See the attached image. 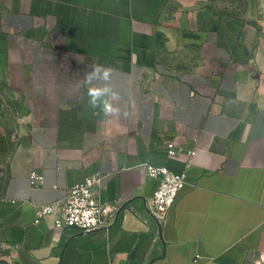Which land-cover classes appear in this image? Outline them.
Instances as JSON below:
<instances>
[{
    "label": "crops",
    "instance_id": "obj_1",
    "mask_svg": "<svg viewBox=\"0 0 264 264\" xmlns=\"http://www.w3.org/2000/svg\"><path fill=\"white\" fill-rule=\"evenodd\" d=\"M93 65L119 114L89 104ZM0 87L28 102L0 264H264V0H0ZM146 165L185 174L162 222ZM99 173L111 225L38 220Z\"/></svg>",
    "mask_w": 264,
    "mask_h": 264
},
{
    "label": "built area",
    "instance_id": "obj_2",
    "mask_svg": "<svg viewBox=\"0 0 264 264\" xmlns=\"http://www.w3.org/2000/svg\"><path fill=\"white\" fill-rule=\"evenodd\" d=\"M169 155H177L175 145L170 143ZM192 154V152H191ZM148 176L159 180L151 200L149 211L161 222L176 204L180 192L186 184L185 174H177L165 166L146 165ZM111 174H92L67 190V198L62 203L43 206L39 209L38 220L55 215V226L60 229L79 228L94 231L107 227L115 221L114 209L101 199L100 189L111 178ZM44 182L43 174H31L32 188H39Z\"/></svg>",
    "mask_w": 264,
    "mask_h": 264
},
{
    "label": "rangeland",
    "instance_id": "obj_3",
    "mask_svg": "<svg viewBox=\"0 0 264 264\" xmlns=\"http://www.w3.org/2000/svg\"><path fill=\"white\" fill-rule=\"evenodd\" d=\"M27 109L28 102L0 87V176L12 171L10 162L20 152L18 137L28 120Z\"/></svg>",
    "mask_w": 264,
    "mask_h": 264
},
{
    "label": "clouds",
    "instance_id": "obj_4",
    "mask_svg": "<svg viewBox=\"0 0 264 264\" xmlns=\"http://www.w3.org/2000/svg\"><path fill=\"white\" fill-rule=\"evenodd\" d=\"M114 69L110 67H104L102 65H93L91 71L86 72L84 77V83L87 86V94L89 97V104L95 107H102L103 113L107 115H117L120 113L119 106H115V102L120 99L117 91H112L109 88H98L92 86V81L97 77H101L104 80H110L113 76ZM110 92V96L101 100L102 96Z\"/></svg>",
    "mask_w": 264,
    "mask_h": 264
}]
</instances>
